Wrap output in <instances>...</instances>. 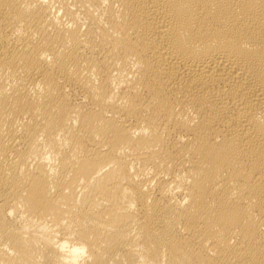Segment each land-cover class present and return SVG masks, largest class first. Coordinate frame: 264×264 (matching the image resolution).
<instances>
[{
	"label": "bare ground",
	"instance_id": "obj_1",
	"mask_svg": "<svg viewBox=\"0 0 264 264\" xmlns=\"http://www.w3.org/2000/svg\"><path fill=\"white\" fill-rule=\"evenodd\" d=\"M0 264H264V0H0Z\"/></svg>",
	"mask_w": 264,
	"mask_h": 264
}]
</instances>
